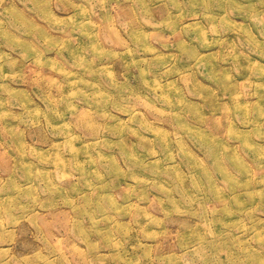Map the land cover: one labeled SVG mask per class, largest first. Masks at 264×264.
Wrapping results in <instances>:
<instances>
[{"label": "rangeland", "instance_id": "374dc122", "mask_svg": "<svg viewBox=\"0 0 264 264\" xmlns=\"http://www.w3.org/2000/svg\"><path fill=\"white\" fill-rule=\"evenodd\" d=\"M0 264H264V0H0Z\"/></svg>", "mask_w": 264, "mask_h": 264}, {"label": "bare ground", "instance_id": "6f19581e", "mask_svg": "<svg viewBox=\"0 0 264 264\" xmlns=\"http://www.w3.org/2000/svg\"><path fill=\"white\" fill-rule=\"evenodd\" d=\"M248 138L249 137H247V143H249V139ZM202 139H204V137L201 138V140ZM253 144H255V143H253ZM202 145L205 148H208L207 152L211 156L215 157L214 164H215V167H216L217 171L219 172L220 176H222L224 179H227V181H229L230 183L236 182L237 180L233 178V176L227 171V169L223 168V161H222L223 158H221L220 155H216L217 153H216L215 149L213 147H210V144H208V143H203ZM73 148H74V151H75L76 146L73 145ZM76 150H78V148H76ZM232 158H233V161H235L236 164L239 165L242 168L241 170L248 171V172L252 171V169H251V167L249 165H247V164L244 165V162L242 161V158H241V156H240V154L238 152H235V154H233ZM113 166L116 167V164L114 163ZM179 174H180V172H179ZM12 178H13V175H11V181H9V182H11L15 186L20 187V185L15 181V177L13 179ZM208 180H209V183L212 186H214L213 189L216 188L217 185L215 184L213 179L209 177ZM198 248L199 247H196V248H193L192 250L193 251L194 250H198Z\"/></svg>", "mask_w": 264, "mask_h": 264}]
</instances>
